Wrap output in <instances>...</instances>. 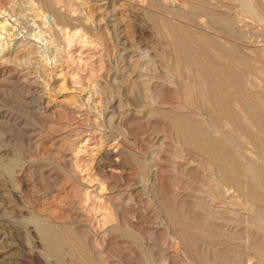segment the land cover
<instances>
[{"label": "rangeland", "instance_id": "374dc122", "mask_svg": "<svg viewBox=\"0 0 264 264\" xmlns=\"http://www.w3.org/2000/svg\"><path fill=\"white\" fill-rule=\"evenodd\" d=\"M59 1L64 11L68 0ZM69 1L85 35L70 47L41 35L54 18L36 17L33 0H3L0 264L75 263L65 247L46 253L31 223L40 219L72 229L91 264H261L264 207L235 204L232 190L216 196L202 159L161 118L174 108L201 118L171 83L177 79L161 34L170 13L155 0ZM161 2L183 12L180 0ZM219 2L234 8L231 31L245 35L229 40L240 48L248 41L259 53L252 58L264 63V22L246 18L233 0ZM252 2L264 11V0ZM81 50L83 61L67 58ZM253 72L248 79L264 93V72ZM198 224L219 236H202Z\"/></svg>", "mask_w": 264, "mask_h": 264}, {"label": "bare ground", "instance_id": "6f19581e", "mask_svg": "<svg viewBox=\"0 0 264 264\" xmlns=\"http://www.w3.org/2000/svg\"><path fill=\"white\" fill-rule=\"evenodd\" d=\"M161 1L155 0L159 11L170 13L171 17L165 21L172 22L170 27L165 26L163 32H160L166 41L168 60L172 61L171 71L173 70L177 79V82L173 80L171 83L176 86L186 105H190L194 113L201 117L198 119L192 111L174 108L168 112H159L161 118L167 119L177 139L202 159V163L210 171V181L217 188L216 196L223 191L232 190L236 194V198L232 199L235 204L243 206L247 203L252 210L260 212L264 207V93L258 90L260 86L257 83L248 79L249 76H255L253 71L264 72V63L251 56H259L258 49H254L247 40V45H242L241 48L229 40V37L245 38V35L242 31H231L237 20L229 15L234 8L222 5L219 0H216V5L208 0H180L183 12L175 10L177 5L174 7L173 4L174 8H169L170 5ZM233 1L246 18L264 22V11L257 9L253 0ZM33 3H36V17L50 13L54 18L50 28L41 27V35L48 33L57 42H65L68 47L72 40L85 37L81 35V18L69 15L75 12L71 1L68 0L64 11L58 7L59 0H33ZM1 11H5L3 0H0ZM4 25L0 22V30ZM84 41L87 44L85 39ZM97 45V42L91 43L89 47L96 48ZM85 49L89 53V49ZM83 54L81 50L75 55L68 51L66 55L72 62H81L85 59ZM262 79L259 81L264 84V78ZM192 94L195 97L192 98ZM247 152L250 156H247ZM166 216L181 232L187 231L188 226L177 221L178 215L167 212ZM103 218L104 223L112 219L106 214ZM40 220H33L31 223L46 253L58 255L65 247L71 256L73 254L77 258L74 264H91L89 258L92 255L87 251L88 247H85L77 234L70 232L72 229L63 225L46 224ZM197 226L206 238L219 236L216 229L204 224ZM259 227L264 230V218H261ZM115 229L117 228L113 227ZM260 261L264 264L263 254L260 255Z\"/></svg>", "mask_w": 264, "mask_h": 264}]
</instances>
